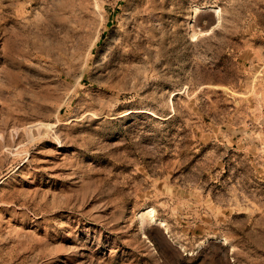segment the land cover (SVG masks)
<instances>
[{
  "label": "rangeland",
  "instance_id": "374dc122",
  "mask_svg": "<svg viewBox=\"0 0 264 264\" xmlns=\"http://www.w3.org/2000/svg\"><path fill=\"white\" fill-rule=\"evenodd\" d=\"M0 264H264V0H0Z\"/></svg>",
  "mask_w": 264,
  "mask_h": 264
},
{
  "label": "bare ground",
  "instance_id": "6f19581e",
  "mask_svg": "<svg viewBox=\"0 0 264 264\" xmlns=\"http://www.w3.org/2000/svg\"><path fill=\"white\" fill-rule=\"evenodd\" d=\"M194 8H195V7H194ZM198 9H199V8L196 7V8L194 9V11L197 12ZM214 12H215L214 14H215V17H216V22H217L218 20H220L219 9H215ZM216 13H217V14H216ZM195 36H196V34L194 33L193 36H192L191 38H195ZM145 214L149 217V220L153 219V217H154V208H149L148 211L145 212ZM142 216H143V215H142ZM146 219H147V218H146Z\"/></svg>",
  "mask_w": 264,
  "mask_h": 264
},
{
  "label": "water",
  "instance_id": "95a60500",
  "mask_svg": "<svg viewBox=\"0 0 264 264\" xmlns=\"http://www.w3.org/2000/svg\"><path fill=\"white\" fill-rule=\"evenodd\" d=\"M202 8H209V10L214 14L215 12H214V8L212 7V6H208V7H202ZM214 16H215V14H214ZM166 233H168V232H166Z\"/></svg>",
  "mask_w": 264,
  "mask_h": 264
}]
</instances>
